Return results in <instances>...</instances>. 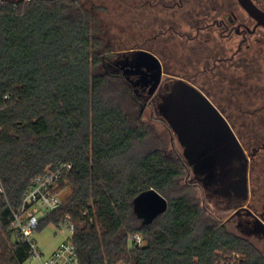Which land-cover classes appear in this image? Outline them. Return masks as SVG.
<instances>
[{
    "label": "trees",
    "instance_id": "1",
    "mask_svg": "<svg viewBox=\"0 0 264 264\" xmlns=\"http://www.w3.org/2000/svg\"><path fill=\"white\" fill-rule=\"evenodd\" d=\"M111 2L121 14L133 8ZM98 29L80 0H0V264L32 258L28 242L10 228L13 211L31 179L60 162L73 165L61 182L70 192L37 230L60 228L70 216L80 264H264L255 245L207 215L196 184H183V155L149 143V127L131 109V83L101 69L110 47ZM199 84L244 138L251 126L263 130V122L244 118L252 108L246 85L220 94ZM260 156L253 171L259 198ZM151 188L169 208L144 224L134 201ZM134 233L143 245L130 244Z\"/></svg>",
    "mask_w": 264,
    "mask_h": 264
},
{
    "label": "flooded vegetation",
    "instance_id": "2",
    "mask_svg": "<svg viewBox=\"0 0 264 264\" xmlns=\"http://www.w3.org/2000/svg\"><path fill=\"white\" fill-rule=\"evenodd\" d=\"M133 12L135 46L122 51L116 65L127 74L135 91L146 98V106L153 105L164 118L160 105L175 79L185 80L205 95L200 82L220 94L227 88L246 85L252 108L244 118L252 124L255 120L264 123V0H134ZM142 52L155 56L161 64L160 83L153 92V74L158 68L153 70L137 61ZM216 107L249 159L247 192L244 196L218 193L222 185L211 183L207 172L195 173L185 160L192 169L191 182L197 181L205 195L231 212L222 224L235 225L237 235L252 245H264V178L260 198L253 191L254 166L260 155L264 157V125L260 132L251 126L244 138ZM232 117L243 118L238 114ZM203 207L206 209L205 204ZM253 237L257 243L250 240Z\"/></svg>",
    "mask_w": 264,
    "mask_h": 264
},
{
    "label": "water",
    "instance_id": "3",
    "mask_svg": "<svg viewBox=\"0 0 264 264\" xmlns=\"http://www.w3.org/2000/svg\"><path fill=\"white\" fill-rule=\"evenodd\" d=\"M246 6L251 10V6ZM137 61L148 64L153 70L158 68L153 74L156 79L151 89L153 92L162 75L159 60L142 52ZM160 106L163 117L183 147L184 159L188 160L194 172H207L211 183H220L222 187L218 193L225 196L242 193L244 196L249 159L230 123L213 102L185 80L175 79ZM134 204L135 212L144 224L153 222L169 208L168 200L154 188L141 192Z\"/></svg>",
    "mask_w": 264,
    "mask_h": 264
},
{
    "label": "rangeland",
    "instance_id": "4",
    "mask_svg": "<svg viewBox=\"0 0 264 264\" xmlns=\"http://www.w3.org/2000/svg\"><path fill=\"white\" fill-rule=\"evenodd\" d=\"M113 1L115 2V0ZM125 1H127L125 4H133V0ZM80 3L96 17L99 26V31L97 30L99 32L98 36L102 39L103 47H110V50L105 54L104 63L101 69L105 72L125 76L116 65V61L121 58L120 55L122 51L125 49H132L135 46V20L133 8H130V6L126 7L125 14L123 15L118 12V6L115 3H112L111 0H80ZM193 76L198 78L197 74H193ZM131 86L137 99L135 105L132 106L131 109L134 110L137 115H140L142 121L149 127V143L154 142V144L159 145V147L164 149L169 155H182L183 149L178 140L177 134L169 126L168 122L158 114L153 105L146 106V98L135 91L133 84H131ZM186 170L183 184H189L192 179V169L187 163ZM196 184L195 191L202 201V205L205 204L207 215L213 218L216 222L221 224L225 223L231 212L222 209L220 205L214 202L212 197H209L210 195L207 196L204 194L197 181ZM59 191L64 197L70 192V188H61L60 184ZM225 226L229 232L240 234L235 225L232 226L225 224ZM66 237L67 234L65 227L58 228L54 224H48L44 229L36 230L34 233V238L37 241V246L40 249L43 258L49 257L54 250L58 248L62 241L66 239ZM250 240L252 242L257 241L254 237ZM255 246L264 253V245ZM25 264H39V260L36 256H32V258Z\"/></svg>",
    "mask_w": 264,
    "mask_h": 264
},
{
    "label": "built area",
    "instance_id": "5",
    "mask_svg": "<svg viewBox=\"0 0 264 264\" xmlns=\"http://www.w3.org/2000/svg\"><path fill=\"white\" fill-rule=\"evenodd\" d=\"M72 167V163L60 162L44 174L33 177L23 197L21 208L18 211H13L10 228L28 242L30 252L32 256L38 258L39 264H80L74 242L75 224L70 216L60 226V228L65 227L66 229V239L49 257H42L34 238V233L42 219L54 213L62 205L63 196L59 187ZM0 192H4L1 184ZM129 240L132 246L144 244L143 237L138 233L130 235Z\"/></svg>",
    "mask_w": 264,
    "mask_h": 264
}]
</instances>
